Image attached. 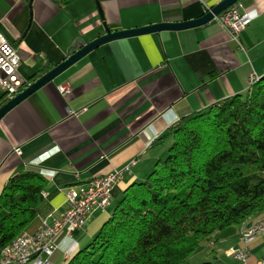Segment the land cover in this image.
<instances>
[{"label":"crops","instance_id":"1","mask_svg":"<svg viewBox=\"0 0 264 264\" xmlns=\"http://www.w3.org/2000/svg\"><path fill=\"white\" fill-rule=\"evenodd\" d=\"M221 1L0 0V31L17 47L19 75L31 84L62 63L78 40L89 43L104 35L106 28L126 31L196 20ZM240 2L252 23L238 40L214 20L198 28L110 42L0 121V195L19 173L36 172L46 179L43 201L27 230L30 234L44 221L61 217L69 187L137 162L113 189L110 207L95 211L84 230L59 240L51 264H67L91 244L115 201L128 187L142 182L148 169L166 155L170 140L157 141L182 118L228 98L245 96L264 78V0ZM83 46L80 42L79 47ZM63 85L72 91L60 94L58 88ZM174 115L180 117L178 122ZM263 216L236 226L239 230L220 244L212 239L213 258L219 264H239L225 251L241 246L242 230ZM228 242L233 244L227 246ZM249 248L247 264H264V235Z\"/></svg>","mask_w":264,"mask_h":264},{"label":"trees","instance_id":"2","mask_svg":"<svg viewBox=\"0 0 264 264\" xmlns=\"http://www.w3.org/2000/svg\"><path fill=\"white\" fill-rule=\"evenodd\" d=\"M170 139L167 157L123 192L92 243L67 264H183L215 233L264 215V78L245 96L182 118L157 144ZM45 187L36 172L8 181L0 254L35 221Z\"/></svg>","mask_w":264,"mask_h":264},{"label":"built area","instance_id":"3","mask_svg":"<svg viewBox=\"0 0 264 264\" xmlns=\"http://www.w3.org/2000/svg\"><path fill=\"white\" fill-rule=\"evenodd\" d=\"M215 20L224 30L229 31L235 40H238L239 34L252 23V17L244 10L240 1ZM20 63L21 57L17 47L5 39L0 31V90L9 100L27 86V82L18 72ZM253 79L254 76L250 79V86L253 85ZM58 89L62 95L72 91L69 85L60 86ZM16 152L21 154L19 149ZM136 163L132 161L121 170H115L79 186L69 187L66 191V209L61 217L44 221L41 228L33 234L26 231L16 238L1 252L0 264H51L50 258L58 250L59 240L62 237H72L75 231L84 230L95 211L105 212L111 205L113 189L123 181L125 174ZM263 235L264 216L242 230V245L227 250L226 255L239 264H247L251 254L250 244Z\"/></svg>","mask_w":264,"mask_h":264},{"label":"water","instance_id":"4","mask_svg":"<svg viewBox=\"0 0 264 264\" xmlns=\"http://www.w3.org/2000/svg\"><path fill=\"white\" fill-rule=\"evenodd\" d=\"M240 0H223L218 5L214 6L211 10H209L203 17L192 20L185 21L180 23H161L157 25H152L148 27L136 28L126 31H112L109 28H106L105 34L101 35L97 39L84 43L82 40H78L73 47H71L68 51V57L60 63L58 66L41 76L39 79L35 80L31 84H27L25 89L21 91L17 96L13 99L9 100L5 96L0 97V121L15 107H17L20 103L25 101L32 94L39 91L45 85L53 81L83 57L94 51L95 49L101 47L102 45L108 44L110 42L142 36L146 34L158 33L161 31H182L187 29L198 28L204 26L215 20L221 13L225 10L229 9L235 3ZM84 44L83 47H79V43Z\"/></svg>","mask_w":264,"mask_h":264},{"label":"rangeland","instance_id":"5","mask_svg":"<svg viewBox=\"0 0 264 264\" xmlns=\"http://www.w3.org/2000/svg\"><path fill=\"white\" fill-rule=\"evenodd\" d=\"M241 1V0H240ZM172 141L170 139V141L166 144L165 148L167 149L166 150V155L163 157V159L161 160H164L166 157H167V151H168V148L169 146L171 145ZM156 165L153 164L151 168L148 169L147 171V175H145L144 179L142 182H144L147 177L153 172V170L155 169ZM120 201V199L117 201H115V205ZM114 205V206H115ZM236 230H239L238 227L236 226H233L225 231H222V232H217L213 235L212 239H214L215 243L218 241L219 244L222 243L223 240H226V236L230 237L231 233H234ZM234 242V241H233ZM233 242L231 243H225L227 244V246H230L233 244ZM92 243V242H91ZM210 243L209 242H205L203 243L200 248L198 249V251L196 253H194L185 263L183 264H206L209 260H212L211 264H219V262L213 258V251L209 249L210 247ZM219 247V246H217ZM230 249V248H229ZM228 250V249H227ZM226 250V251H227ZM225 251V253H226ZM223 255V254H222ZM221 258L223 260H227L226 258H224V256H221ZM209 259V260H208ZM221 259V262H224L223 260ZM231 261V260H230Z\"/></svg>","mask_w":264,"mask_h":264},{"label":"clouds","instance_id":"6","mask_svg":"<svg viewBox=\"0 0 264 264\" xmlns=\"http://www.w3.org/2000/svg\"><path fill=\"white\" fill-rule=\"evenodd\" d=\"M179 119H180V117H179L178 115H174V117H173V120H174V121L178 122Z\"/></svg>","mask_w":264,"mask_h":264}]
</instances>
